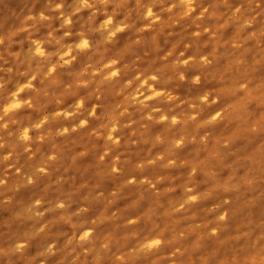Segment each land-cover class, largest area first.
<instances>
[{
  "label": "clouds",
  "instance_id": "1",
  "mask_svg": "<svg viewBox=\"0 0 264 264\" xmlns=\"http://www.w3.org/2000/svg\"><path fill=\"white\" fill-rule=\"evenodd\" d=\"M0 264H264V0H0Z\"/></svg>",
  "mask_w": 264,
  "mask_h": 264
}]
</instances>
